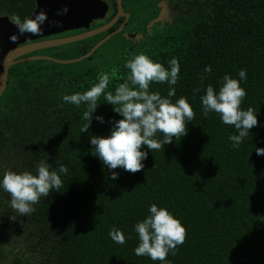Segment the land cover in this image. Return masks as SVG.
<instances>
[{
  "label": "trees",
  "instance_id": "1",
  "mask_svg": "<svg viewBox=\"0 0 264 264\" xmlns=\"http://www.w3.org/2000/svg\"><path fill=\"white\" fill-rule=\"evenodd\" d=\"M31 1L0 0V14L10 13L9 3L32 8ZM188 1L183 19L156 26L138 45L119 46L107 58L94 60L95 54L83 60L87 65L34 60L10 68L0 98V174L34 173L40 160L52 168L63 163L68 171L61 192L41 197L27 216L17 214L0 190V264H160L133 253L132 226L152 203L185 228L184 242L166 257L170 264H264V155L255 153L264 147V0ZM140 53L166 68L176 58L179 74L170 99L185 97L194 115L183 137L149 152L135 173L113 169L118 179L111 180L91 154L89 137L107 135L109 119L119 115L101 95L93 117L102 115L105 123L93 118L81 133L84 105L61 97L85 91L98 73L112 70L117 75L105 91H114L127 73L125 61ZM242 68L246 95L240 107L256 112L257 125L232 148L227 137L236 129L215 113L204 117L200 95L206 85L218 88L226 73L238 79ZM168 87L150 83L149 91L165 96ZM113 227L125 235L124 244L109 238Z\"/></svg>",
  "mask_w": 264,
  "mask_h": 264
},
{
  "label": "clouds",
  "instance_id": "2",
  "mask_svg": "<svg viewBox=\"0 0 264 264\" xmlns=\"http://www.w3.org/2000/svg\"><path fill=\"white\" fill-rule=\"evenodd\" d=\"M67 6L57 10V14L66 13ZM47 19L43 10L31 18L13 16V25L19 34H37L41 25ZM59 22H57L58 24ZM16 34H13L15 36ZM11 38V37H10ZM168 67L153 61L147 55L140 53L127 59L124 68L127 73L122 83L114 91H105L111 77L117 75L115 70L97 74V82L83 92L65 94L62 101L76 107L84 105L81 119L87 123L81 128V133L89 129L92 119L105 123L102 115H95L100 103L98 98L103 95V102L112 106V111L120 119H109L111 128L107 135H91L89 144L91 154L108 170L109 179H118V173L113 169H123L135 173L144 167L142 161L152 150H159L173 140L183 137L188 122L193 119V110L186 98L181 96L174 102L170 99L175 95L179 74V64L176 58L167 61ZM211 71L206 65L205 74ZM237 78L224 74L218 82V88L209 84L200 95L201 111L204 117L209 113L218 115L222 124L231 125L236 129L227 139L232 148H238L242 138L257 125V115L251 107L246 110L240 107L246 91L241 82L246 79V69L237 72ZM201 76V81L204 80ZM150 83H166L169 87L165 96L158 91H149ZM195 91H199L197 88ZM146 146V150H141ZM255 153L264 155V147H256ZM58 167L40 160L35 163V172L5 171L0 174V190L8 193L10 207L20 216H27L35 211L34 205L41 197H48L50 192H61L63 187L61 177L67 174V167L57 162ZM132 230L137 235V244L133 249L136 256H147L160 264H170L166 259L174 255L178 245L184 242L185 228L166 208L152 203L147 208V215L133 224ZM109 238L116 244L125 243V235L115 227L109 229Z\"/></svg>",
  "mask_w": 264,
  "mask_h": 264
},
{
  "label": "water",
  "instance_id": "3",
  "mask_svg": "<svg viewBox=\"0 0 264 264\" xmlns=\"http://www.w3.org/2000/svg\"><path fill=\"white\" fill-rule=\"evenodd\" d=\"M117 1V15L109 23L100 28L78 35L34 42L28 45H25L27 41H33L52 34L81 28L88 29L90 23L94 19H100L106 16L109 11L108 3L103 0H36L37 7L32 16L41 10L47 14V19L40 26L41 31L37 34L25 33L21 35L19 34L16 26L13 25V21L8 16H0V98L6 90L10 68L16 64L34 60H48L58 64H71L89 58L96 50H98V48H100L102 44L107 42L115 34L119 33L123 29V26L98 42L88 53L75 59L61 60L44 55L29 57L22 56L44 48L76 42L108 30L115 24L116 21H118L120 16L124 14L122 1ZM64 6H67L68 11L66 13L57 14V10L63 8ZM163 16L164 11L155 21L161 20L160 18ZM57 22L59 23L57 24ZM153 24L154 22L150 24V27ZM13 34L16 35L13 36ZM129 36L132 39L134 38L132 35Z\"/></svg>",
  "mask_w": 264,
  "mask_h": 264
},
{
  "label": "flooded vegetation",
  "instance_id": "4",
  "mask_svg": "<svg viewBox=\"0 0 264 264\" xmlns=\"http://www.w3.org/2000/svg\"><path fill=\"white\" fill-rule=\"evenodd\" d=\"M103 1L107 2L109 5L108 13L104 18L94 19L90 23L88 29L81 28V29L64 31L58 34H52L50 36L41 37L33 41H27L25 45L34 42H41L45 40L65 38L73 35H78L90 30H95L97 28L106 25L117 15L118 1L117 0H103ZM121 1L123 5L124 14H122L118 19V21H116L115 24L111 26L108 30H105L99 34L81 39L76 42L37 50L28 53L22 57H29L35 55H44V56L48 55V56L56 57L57 55H61V54H66V55L75 54V57L78 58L88 53L98 42L106 38L108 35L112 34L114 31L118 30L121 26H123V29L119 33L112 36L108 41H110L113 37L118 38V44L116 45L114 51H116L119 46H123V45H126L128 48H130V46L138 45L141 41H143L148 34L152 33L151 31L154 30L156 26H166L169 24H174L178 22L180 19H183L185 15L188 14V3H189L188 0H121ZM114 3H116L117 5L116 7L117 11L111 17ZM30 4H34V7L31 8L30 5L27 8L20 10L16 8L14 4L9 3L8 6L11 5V9L9 10L10 13L0 14V16H8L12 20V17L15 14L24 15L26 12L30 11L28 16H26L30 18L37 7V2L36 0H32ZM163 11H164V16L160 18L161 20L155 21L157 18L160 17ZM152 22H154V24L150 27V24ZM129 35H132V37L134 38L133 39L130 38ZM104 44H102L100 48L104 46ZM100 48H98V50ZM98 50H96L89 58L86 59H90L93 55L97 54ZM114 51H112L110 54H112ZM99 58H104V54H102Z\"/></svg>",
  "mask_w": 264,
  "mask_h": 264
},
{
  "label": "rangeland",
  "instance_id": "5",
  "mask_svg": "<svg viewBox=\"0 0 264 264\" xmlns=\"http://www.w3.org/2000/svg\"><path fill=\"white\" fill-rule=\"evenodd\" d=\"M118 44V38L116 37H113L110 41L106 42L104 44V46H102L99 50H98V53L96 54V56L94 57V60H97L99 59V57L104 54V58H107L109 57L110 53L112 51H114L116 45ZM78 54V53H77ZM76 54V56H77ZM48 56V55H46ZM50 57H53V56H50ZM54 58H57V59H61V60H70V59H74L76 58L75 57V54H61V55H57L56 57ZM86 60V59H85ZM83 64H89L90 62L86 61V62H83L81 61ZM80 63V62H79Z\"/></svg>",
  "mask_w": 264,
  "mask_h": 264
}]
</instances>
